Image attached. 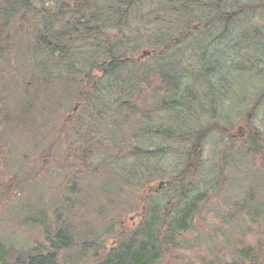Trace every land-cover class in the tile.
<instances>
[{
    "label": "rangeland",
    "instance_id": "obj_1",
    "mask_svg": "<svg viewBox=\"0 0 264 264\" xmlns=\"http://www.w3.org/2000/svg\"><path fill=\"white\" fill-rule=\"evenodd\" d=\"M245 2L247 0H241L240 3ZM9 4L6 0H0V20L3 18V8ZM251 15H254L253 23H263L258 26L262 28L264 8L257 9ZM249 19L250 15L235 19L231 29L230 26L227 29L217 28L216 31L202 28L201 31L213 32L205 49L199 50L196 46L198 38L202 40V36L206 35L198 33L199 36L197 34L191 38V44L180 43L169 52L168 57L174 53L175 59L179 61L175 65L181 64L182 59L183 66L177 72L183 76L184 80L181 81L184 85L192 83V103L181 99L180 95H169L146 99L143 107H150L154 111L164 110V101L171 103L177 98L181 102L169 107L190 108L193 114L168 112L165 116L170 125L168 129L189 126L195 119L202 122H199V127L219 121L229 128L226 133L214 130L205 140V161L199 179L202 175L206 182L217 184L219 190L222 178L217 172L222 170L223 159L229 162V168L223 176L227 180L226 187H223L225 191L219 198L218 195L210 198L212 207L208 210V224H219L225 210L249 198L251 192H255L254 205H264L263 168L252 166L250 160L241 153L245 149L244 145H251L252 141L250 135L239 139L241 134L237 130L241 123L244 130L252 126L260 129L264 136V101L259 108H253V102L264 88V43H258L259 46H256L255 41L238 44L242 34H255L248 25L251 22ZM13 24L14 18L11 23L0 21V243L17 249H34L40 244H48L47 238L55 239L60 228L68 227L72 247L62 251L61 264H95L96 256L100 257L117 246L118 235L124 231L123 225L139 223L142 201L146 203L153 195L148 191L150 187L160 183L162 178L159 177L168 178L182 170L185 158L171 152L160 156H128L127 161L122 163L126 159L120 154L119 145L114 150L109 147L108 140L104 141L107 148L103 142L98 144L93 141L90 145L88 139L77 132H71L72 135L67 137L64 127L77 104L74 95L44 85L37 98L29 93L30 68L35 61L29 46L30 41L32 46L37 42V36L34 28L26 35L18 33L22 28L15 29ZM145 42L149 43L147 40ZM193 43L196 48L190 49ZM144 49L153 48L146 46L139 53ZM145 60L148 66L157 62L154 58ZM212 64L214 69H218L215 74L207 70ZM240 66L244 67L243 71ZM220 84L225 86L221 87ZM220 88L223 91L227 89V93H216ZM164 114L159 111L158 121L164 120ZM145 119L141 115L135 122L129 121L125 130L117 127V135L121 134L125 137L124 141L133 140L144 148H177V141H168L170 138L166 136L148 134L145 137L142 130L146 125ZM247 120L249 126L244 125ZM83 121L78 117V124L86 126ZM136 130L138 135L133 139L130 131H134V134ZM229 137L235 141L232 143ZM143 138L147 140L142 141ZM93 143L102 147L101 151L91 154L90 159L78 160L77 156L87 149L85 146L94 148ZM178 144L179 148L189 145L184 141H178ZM231 144H235V147L230 151L228 148ZM262 145L264 147V141ZM122 147L124 152L131 148L126 144ZM92 148H89L90 151ZM126 168L132 172L140 169V177L137 178L138 171L129 184L123 180L129 172ZM247 173L251 176L250 181L246 178ZM252 184L255 185L254 190ZM8 185H12L11 190H8ZM42 216L44 220L39 222ZM242 229L247 233V243H255L256 236H264V215L255 218L251 214L244 216L240 222H232V227L217 243L225 245L227 253L233 251L234 245L240 248ZM186 235L195 239L197 231H189ZM181 252L189 259L187 264H216L213 263L215 257L211 248L205 241H195L192 247L182 248ZM226 257L231 260L229 255Z\"/></svg>",
    "mask_w": 264,
    "mask_h": 264
},
{
    "label": "trees",
    "instance_id": "obj_2",
    "mask_svg": "<svg viewBox=\"0 0 264 264\" xmlns=\"http://www.w3.org/2000/svg\"><path fill=\"white\" fill-rule=\"evenodd\" d=\"M6 1L10 4L3 8V18L0 21L11 23V19L14 18L15 29L22 28V31H17L18 33L27 35L32 28L36 32L37 42L32 46L30 41L29 46L32 49L30 54L35 56L34 64L32 63L30 68L31 80L27 85L29 93L37 98L44 85L46 88L56 87L74 95L77 108L74 107L72 115L67 117L64 127L67 137L77 132L85 136L90 145L93 141L98 144L103 142L105 148L107 145L104 141L108 140L112 150L117 145L121 147L120 154L125 157L124 159L128 156H160L171 152L185 158L183 169L177 174H171L168 178L159 177L158 174L163 181L162 188L157 192H151L153 193L149 197L151 200L146 203L142 201V217L139 223L123 225L124 231L118 235L117 246L100 257L96 256L95 264H187L189 259L181 249L192 247L195 241H205L210 246L211 253L215 257L213 263L264 264V236H256V242L248 244L247 233L242 229V246L239 248L233 244L231 253H227L225 245L217 243L232 227V222H240L244 216L251 214L255 218L264 215L261 214L264 205H254L255 192H251L249 198L242 200L234 208H225L219 224L207 223L208 210L212 207L210 198L213 195H218L219 198L225 191L223 187H226L227 180L223 176L229 168V162L223 159L222 170L220 172L219 169L217 172L222 178L219 190L216 188L217 184L212 181L206 182L202 175L199 179L205 161V140L214 130L226 133L229 128L219 121L199 127L200 121L195 119V122L189 126L182 125L168 129L170 125L165 117L168 112L180 111L193 114L190 108L169 107L181 102L177 98L171 103L164 101V110L154 111L150 107L143 109L146 99H158L160 96L180 95L181 99L192 103L190 98L193 92L192 83L184 85L185 83L181 81L184 80L183 76L177 72V69L183 66L182 59H180L181 64L175 65L179 61L175 59L174 53L170 57L167 55L180 43L183 45L190 43L194 35L206 34L202 36V40L198 38L196 45L199 50L205 49L209 36L213 33L206 31H216L217 28L227 29L229 26L231 29L235 19L250 15L251 22L248 25L255 34L252 36L242 34L241 42L239 41L238 44H248L251 43L250 41L257 42L256 46L263 44L264 26L258 28L263 23H253L254 15L251 14L257 9L264 8V2L261 0H247L245 3H240L241 0ZM202 28L206 29V33L201 31ZM146 46L153 48L148 50L149 55L142 54L146 49L140 54V50ZM196 46L193 43L190 49ZM257 55L255 57L259 60ZM146 58L157 59V62L153 66H148ZM168 58L170 60L166 63ZM243 68L240 66L241 71ZM207 70L211 74L218 71L214 69L213 64ZM193 76L194 73L190 80ZM212 93L215 95L213 90ZM263 101L264 88L253 102L255 103L253 108H259ZM159 111L165 113L164 120L158 121ZM141 115L143 119L146 118V125L142 129L145 137L148 134L166 136L170 138L167 139L168 141L173 139L177 141V148L161 146L157 149L144 148L136 145L133 140L124 141L125 137L121 134L117 135V127L125 130L129 121L135 122ZM78 117L85 120L83 124L86 126L78 124ZM248 117L250 118V115ZM245 122L244 125L249 126L248 120ZM239 126L242 124L239 123ZM130 132L135 139L138 135L137 130L134 134V131ZM248 135L251 136L252 144H245V149L241 153L250 160L252 166L259 165L264 171L262 145L264 136L260 129L251 126L238 138H245ZM233 139H231L232 143L235 141ZM143 140L147 139L143 138ZM178 141H184L189 145L179 148ZM98 144H94V148L89 146L92 148L91 151L85 146L87 149L77 156V159H90L91 154L101 151L102 147ZM125 144L131 147L126 152L122 147ZM234 147L235 144L228 149L231 151ZM126 161L127 159L122 163ZM144 163L146 165V161ZM124 168L123 166L122 169ZM126 169L129 172L123 180L128 183L135 179V173L138 171L137 178L140 177V169L134 172ZM246 176L250 181L249 173ZM11 186L8 185V190L12 189ZM253 186L255 185L252 184ZM42 219L43 216L41 220H35L40 222ZM45 226H47L46 222ZM194 230L197 231L195 239L186 237V233ZM68 231V227L60 228L55 239L47 238L48 244H40L34 249H17L0 243V264H61L62 251L72 247ZM227 255L231 260H227Z\"/></svg>",
    "mask_w": 264,
    "mask_h": 264
},
{
    "label": "water",
    "instance_id": "obj_3",
    "mask_svg": "<svg viewBox=\"0 0 264 264\" xmlns=\"http://www.w3.org/2000/svg\"><path fill=\"white\" fill-rule=\"evenodd\" d=\"M144 55H148V52L147 51H144V53H143ZM143 55V56H144ZM77 108V107H76ZM162 185H163V182H161L159 185H158V187L157 188H154V187H150V190H153V191H157V190H159V189H161L162 188Z\"/></svg>",
    "mask_w": 264,
    "mask_h": 264
},
{
    "label": "flooded vegetation",
    "instance_id": "obj_4",
    "mask_svg": "<svg viewBox=\"0 0 264 264\" xmlns=\"http://www.w3.org/2000/svg\"><path fill=\"white\" fill-rule=\"evenodd\" d=\"M220 85H221V87L225 86V85H222V84H220ZM220 92L223 93V94H226V93H227V89H226L225 91H223V89L220 88ZM241 127L244 128L243 126H240V128H241ZM239 132H240L241 135L244 133V131H242V132L239 131ZM239 132H238V133H239Z\"/></svg>",
    "mask_w": 264,
    "mask_h": 264
}]
</instances>
